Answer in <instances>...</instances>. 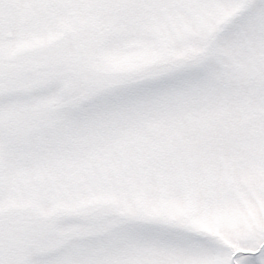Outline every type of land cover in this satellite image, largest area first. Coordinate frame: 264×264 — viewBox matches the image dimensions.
Masks as SVG:
<instances>
[{"label":"snow or ice","instance_id":"obj_1","mask_svg":"<svg viewBox=\"0 0 264 264\" xmlns=\"http://www.w3.org/2000/svg\"><path fill=\"white\" fill-rule=\"evenodd\" d=\"M0 264H264V0H0Z\"/></svg>","mask_w":264,"mask_h":264}]
</instances>
